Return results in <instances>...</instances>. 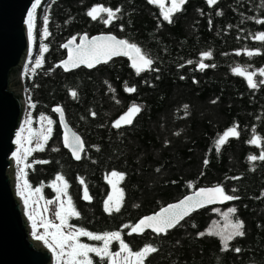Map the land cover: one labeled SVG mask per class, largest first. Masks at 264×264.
<instances>
[{
  "label": "trees",
  "instance_id": "16d2710c",
  "mask_svg": "<svg viewBox=\"0 0 264 264\" xmlns=\"http://www.w3.org/2000/svg\"><path fill=\"white\" fill-rule=\"evenodd\" d=\"M97 5L121 9L119 18L109 25L103 19L92 20L86 13ZM163 12L149 0H41L34 13L29 57L30 63L37 59L40 67L34 63L23 75L33 137L27 156L31 167L24 169L23 179L31 189H40L47 206L60 195L52 185L62 175L68 183L63 195L66 205L71 197L79 213L67 218L72 229L100 235L120 231L134 252L157 247L159 252L145 264H264V161L249 160L261 148L248 142L253 135L264 137V85L252 89L244 76L234 72L237 67L257 73L264 69V54H243L255 49L264 53V42L253 39L264 32V25L252 19L264 18V0H218L214 6L207 0H188L173 13L172 23ZM101 34L141 47L156 61L159 72L137 75L127 59L91 71L66 73L59 67L67 55L65 43ZM205 52L212 57L204 62L215 67L200 70ZM254 79L259 82L264 77ZM131 86L135 93L126 91ZM133 104L142 111L132 125L114 128L113 123ZM57 107L84 141L79 161L63 147ZM49 119L53 121L50 138L38 150ZM234 125H239V139L230 138L218 148L219 137ZM112 170L126 175L118 185L124 193L121 209L108 214L104 204L111 190L106 177ZM85 186L90 201L83 198ZM213 186H222L240 199L193 214L167 236L128 234L130 228L124 227L195 190ZM237 218L244 222L246 234L230 241L229 248L242 251H222L223 241L211 230ZM80 242L103 246L86 236ZM110 249L120 251L119 242L113 241ZM89 255L94 264H109L94 253Z\"/></svg>",
  "mask_w": 264,
  "mask_h": 264
},
{
  "label": "snow or ice",
  "instance_id": "6c2138e0",
  "mask_svg": "<svg viewBox=\"0 0 264 264\" xmlns=\"http://www.w3.org/2000/svg\"><path fill=\"white\" fill-rule=\"evenodd\" d=\"M150 3L158 4L160 8L164 9L163 17L169 23H172V15L176 11L181 10L183 4L187 2V0H171V7H165V0H149ZM41 3V0H36L35 4L32 6V11L28 13V32L29 36H32L33 33V19L34 13L36 12L37 6ZM218 3V0H207V4L209 6H214ZM121 9L117 8L113 10L110 7H105L103 5H97L92 7L86 15L89 16L92 20L103 19V22L106 25L111 24L114 20L119 18V13ZM104 14V15H101ZM106 17V18H105ZM255 19V22L258 24L264 25V18ZM48 35L47 29H45V36ZM253 39L258 40L260 42H264V32L258 33L253 36ZM82 43L76 45L75 40L70 41L68 44H65L64 47L69 49V57L66 61L63 62L62 67L67 71L72 68L80 67L81 65L86 66L89 69L96 67L100 63H107L115 56H127L131 61V67L135 70L136 74L139 75L146 71L159 72V67H154L156 61L150 56L146 55L141 47L137 46L134 43H130L128 40L117 39L115 36H101L96 37L94 39L89 40L88 36L85 35L83 37ZM47 49H45L46 51ZM237 55L242 53L237 52ZM243 54H247L252 56L254 54H264L261 53L259 49L255 50H245ZM212 57L211 52H205L202 54L200 62L198 63V68L200 70H204L209 67H215L214 64L205 63L204 60H208ZM189 64L192 62L189 61ZM37 67H40V62L37 61ZM235 74L242 75L247 80V83L250 88L257 89L261 85H264V80H260L259 82L254 79L255 76L259 75L264 77V69H261L257 72H247L244 69L239 67L234 69ZM159 77H157L158 79ZM183 79V77H181ZM196 82V81H194ZM126 91L128 93H135L136 88L134 86L127 87ZM72 97L75 98L77 93L73 91L71 93ZM215 103V101H213ZM30 107H35L34 104H30ZM57 113L61 115V119H63V109L57 107L55 109ZM142 111V108L139 105L133 104L129 110L119 117L114 123L113 127L116 129H120L123 126H130L133 123L134 117ZM96 113H92V116L95 117ZM41 121L45 118L42 116ZM49 127L47 129V133H41L42 143L37 144L38 150H43L44 143H46L50 138V133L52 132V128L50 127L53 124V121L49 119L47 121ZM26 126H28V131L30 135L27 137V145L26 147L23 140L24 137L22 133L24 129L20 130V133L17 134L16 144L19 146V150L13 154V159L16 161V164L19 166L21 164L24 167L21 168L19 177L23 183L21 186V190L19 195L23 200L25 207H30L29 204V196L33 192H40L39 188L31 189V186L28 184L26 179H23L25 176L24 169L27 167H31L30 164L27 163V156L32 152V148L30 145L33 143L32 137V129L31 124L32 120L28 119L25 121ZM240 137V129L239 125H234L225 131L217 140V146L224 145L230 138L239 139ZM250 144L261 148L259 155H252L249 157L251 162L256 161H264V137L259 135H253L252 139L248 141ZM63 143L66 148L70 150L75 160L79 161L82 159V153L85 152V144L82 138L79 135L73 133L69 136L65 133L63 137ZM48 161H37V163H47ZM207 164V161H205ZM159 171V169H157ZM125 173H121L116 170L110 171L108 176L106 177L107 183L111 186L112 195L107 197V200L104 204L105 211L108 214H112L113 212H119L122 206L123 200V189L118 187L120 181L125 179ZM234 179H239L236 177ZM56 180L61 184H53V188L60 195H67L68 183L64 180L62 175H58ZM82 185L85 184L83 179L80 180ZM29 189L28 193L24 191V189ZM233 192L235 189L232 190ZM85 200H91V197L88 194V189L85 186L83 189ZM240 199L239 196L228 194L222 186H217L215 188L210 189H199L196 191L194 195L187 196L182 201L170 204L160 211L154 213L153 215L141 218L135 225H125L124 227L130 228V232L128 234H143L146 230H151V232L155 233L158 236H167L169 231L176 228L180 225L181 221L185 220L193 211L204 207L210 203L216 202H225V201H234ZM37 203L35 201L32 202L31 207H37ZM236 209H231L233 214L236 213ZM79 216V213L76 212L74 207L72 206L71 197L68 198L67 208H65L64 202L61 201L60 210L57 213V218L59 220V224L53 223L51 220H41L37 221L36 216L33 215L32 211L28 212V219L31 222L32 234L33 237L42 241L47 248L55 254L57 264H94L93 259L90 257V253H94L97 257H100L102 260L109 261V264H117V257H120L121 253H125L126 256L123 260V264H145L147 258L159 252L157 247H153L151 245L144 247L142 250L133 251L128 243L124 241L122 238L121 232H111L105 233L103 235L94 234L92 232L77 229L76 231H68L65 232L64 229L67 227L69 229L74 226L68 223L69 216ZM44 229L43 234L40 233V228ZM245 225L242 220L236 219L235 222H229L228 226L216 233L220 236L223 241L222 251H234L239 254L242 249L240 248H229V242L237 237H244ZM212 234V233H209ZM86 236L90 240L93 241H101L103 242L102 247H94L91 245L83 244L80 242V237ZM49 237L51 238L49 240ZM113 241L119 242L120 251L113 253L110 249V245Z\"/></svg>",
  "mask_w": 264,
  "mask_h": 264
},
{
  "label": "water",
  "instance_id": "95a60500",
  "mask_svg": "<svg viewBox=\"0 0 264 264\" xmlns=\"http://www.w3.org/2000/svg\"><path fill=\"white\" fill-rule=\"evenodd\" d=\"M35 2L36 0H0V264H53L55 262L52 252L33 237L24 204L17 192L19 179L17 178L16 172L17 164L13 159V154L18 151V145L15 142L16 137L20 133L27 110V97L24 94L26 87L24 80H22V71L31 52V37L28 32V13L32 11V6ZM108 35L112 34H101L88 38L91 40L96 37ZM84 36L78 40L73 38L65 44L75 40V44L78 45L84 42ZM116 38L120 39L118 37ZM65 49L67 55L59 63V67L66 73H71L79 69L91 71L116 59H127L131 65V61L127 56H115L109 62L100 63L92 69L81 65L80 67L66 71L62 67V64L69 57V49ZM54 112L61 126L63 147L73 157L70 150L64 146L63 137L65 133L69 136L73 133L76 135L79 134L69 125L64 110L63 119H61L59 113ZM215 187L217 186L200 189ZM198 190H195L187 196L194 195ZM187 196L171 204L178 203ZM229 202L207 204L193 211L185 220L202 210L223 207ZM185 220L181 221L180 225ZM144 232L153 233L151 230Z\"/></svg>",
  "mask_w": 264,
  "mask_h": 264
},
{
  "label": "rangeland",
  "instance_id": "374dc122",
  "mask_svg": "<svg viewBox=\"0 0 264 264\" xmlns=\"http://www.w3.org/2000/svg\"><path fill=\"white\" fill-rule=\"evenodd\" d=\"M167 0H165L166 2ZM167 8L168 7H171V0L169 1L168 5H165ZM31 54V52H30ZM30 57V55H29ZM29 57L27 58V61L24 65V68H23V71H22V80H23V75H24V72L28 69V70H31L32 69V66L34 63H37V59L35 61H33L32 63H30V60H29ZM24 94L27 96L26 94V88L24 90ZM28 110V108H27ZM27 110H26V113H25V116H24V119H23V123H22V127L21 129L23 128L24 129V132L22 133V136L24 137V144L25 146H29L27 145V137L29 136V131L27 129L28 126H26L25 124V121L27 120ZM43 133L45 134H48L47 133V130H45ZM32 145V144H31ZM19 177V176H18ZM55 184H61L62 186V183L61 182H58L56 180ZM21 185V184H20ZM109 185V184H108ZM22 186V185H21ZM109 188H110V185H109ZM55 190V189H54ZM111 190V189H110ZM25 191V190H24ZM110 195V194H109ZM62 197L63 195H59L55 200H53L52 202H50L47 206H44L42 200H41V196H40V193L39 192H36L34 194V196H32L30 199H29V204H30V207L27 208V211H32L33 215L36 216L37 218V221H41V220H44V221H47V220H51L53 223H56V224H59V220L57 218V213L58 211L60 210V205H61V201L64 202V205H65V208H67V205H66V198L65 200H62ZM35 201L37 203V207L33 208L31 207L32 205V202ZM228 226V223H224L223 226H220V225H215L213 226L211 232L215 235H217L216 233L224 230L226 227ZM65 232H68V231H76L75 229H69V228H65L64 229ZM44 232V229L41 227L40 228V233L43 234ZM219 236V235H217ZM220 237V236H219ZM51 238L49 237V240ZM40 243H42L45 247H47L42 241H39ZM126 254L125 253H121L120 257H117L119 260H122V263H123V260L125 258ZM53 264H57V260H56V257H55V263Z\"/></svg>",
  "mask_w": 264,
  "mask_h": 264
},
{
  "label": "bare ground",
  "instance_id": "6f19581e",
  "mask_svg": "<svg viewBox=\"0 0 264 264\" xmlns=\"http://www.w3.org/2000/svg\"><path fill=\"white\" fill-rule=\"evenodd\" d=\"M22 127V126H21ZM21 130V129H20ZM18 150H19V146H18ZM17 167H19L18 165H17ZM120 183V182H119ZM119 185V184H118ZM110 189H111V186H110ZM20 190H21V185H19L18 187H17V192H18V195H19V192H20ZM110 195H112V189H111V192H110ZM19 197H20V195H19ZM62 200H65V198H64V196L62 197ZM26 213H27V216H28V211H27V209H26ZM29 220V219H28ZM30 222V221H29ZM30 227H31V222H30ZM31 229H32V227H31ZM52 254L54 255V259H55V254L52 252ZM117 259V264H123L122 263V260H119L118 258H116ZM55 263V262H54Z\"/></svg>",
  "mask_w": 264,
  "mask_h": 264
},
{
  "label": "built area",
  "instance_id": "2783aa9c",
  "mask_svg": "<svg viewBox=\"0 0 264 264\" xmlns=\"http://www.w3.org/2000/svg\"><path fill=\"white\" fill-rule=\"evenodd\" d=\"M16 172H17V178H18V167H17V170H16ZM19 179V178H18ZM20 185V183H19V180H18V186ZM20 199H21V197H20ZM21 201L23 202V200L21 199ZM23 204H24V202H23ZM24 207H25V204H24ZM27 208L25 207V210H26Z\"/></svg>",
  "mask_w": 264,
  "mask_h": 264
}]
</instances>
